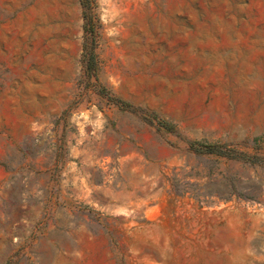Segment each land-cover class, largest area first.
I'll return each mask as SVG.
<instances>
[{"label": "rangeland", "instance_id": "rangeland-1", "mask_svg": "<svg viewBox=\"0 0 264 264\" xmlns=\"http://www.w3.org/2000/svg\"><path fill=\"white\" fill-rule=\"evenodd\" d=\"M0 264H264V0H0Z\"/></svg>", "mask_w": 264, "mask_h": 264}]
</instances>
